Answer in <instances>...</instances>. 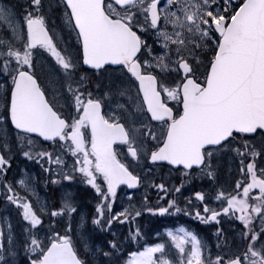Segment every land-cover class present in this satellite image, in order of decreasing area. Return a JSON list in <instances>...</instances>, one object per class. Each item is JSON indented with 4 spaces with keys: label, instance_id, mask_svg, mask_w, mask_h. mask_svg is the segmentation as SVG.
<instances>
[{
    "label": "snow or ice",
    "instance_id": "snow-or-ice-1",
    "mask_svg": "<svg viewBox=\"0 0 264 264\" xmlns=\"http://www.w3.org/2000/svg\"><path fill=\"white\" fill-rule=\"evenodd\" d=\"M249 38L264 0H0V264H264V100L187 150L174 131ZM169 213L210 231L145 242Z\"/></svg>",
    "mask_w": 264,
    "mask_h": 264
},
{
    "label": "water",
    "instance_id": "water-1",
    "mask_svg": "<svg viewBox=\"0 0 264 264\" xmlns=\"http://www.w3.org/2000/svg\"><path fill=\"white\" fill-rule=\"evenodd\" d=\"M188 88L191 90L194 87ZM258 97L264 100V47L258 52L255 40L249 38L236 45L212 95L194 109L187 123L179 128L174 126L175 139L182 138L176 142L178 149H189L202 133L217 127L228 113L255 108ZM150 100L157 105V115H168V110L159 101L158 93L151 91ZM99 150L107 152V144L103 139Z\"/></svg>",
    "mask_w": 264,
    "mask_h": 264
},
{
    "label": "rangeland",
    "instance_id": "rangeland-1",
    "mask_svg": "<svg viewBox=\"0 0 264 264\" xmlns=\"http://www.w3.org/2000/svg\"><path fill=\"white\" fill-rule=\"evenodd\" d=\"M118 151H120L121 155H122V150L118 149ZM16 163H18L21 167L26 168L27 170H29V171H31L33 173L39 174V172H40L39 165L36 164L34 161H25L23 159H20ZM16 169H17L16 164H14L12 169H11V172L14 173V171ZM77 193H78V198L85 205H87V204H89L91 202L90 201L91 192L86 186H80L77 189ZM117 203H119V198L117 200ZM191 218L195 221L193 224L197 225L202 230L201 231V230L198 229V231H199V233L201 235H205V234H207L210 231V229L206 225H201L193 217H191ZM157 219H159V220L157 221V224H156V227H157L156 232H160L165 227H168V226H173L174 227V226H177V225H179L181 223L184 224V217L182 216V213H180V214L169 213V214H166L164 216H159L158 215ZM166 220H168V222H170L172 220V222L168 224ZM158 228H159V230H158ZM153 236H155V235H153Z\"/></svg>",
    "mask_w": 264,
    "mask_h": 264
},
{
    "label": "flooded vegetation",
    "instance_id": "flooded-vegetation-1",
    "mask_svg": "<svg viewBox=\"0 0 264 264\" xmlns=\"http://www.w3.org/2000/svg\"><path fill=\"white\" fill-rule=\"evenodd\" d=\"M154 127L156 128V130L159 132L160 129H161V126L160 125H154ZM178 182V181H177ZM125 188V187H122L121 190ZM137 195H139V193H137ZM154 198V196H153ZM182 216L184 217V224L188 225V226H191L195 229H200V227H198L197 225H194L193 223L195 222L191 217L189 216H186L182 213ZM167 223H171L172 220L170 222H168V220H166ZM143 224H144V227L146 229V232H145V235H146V241L145 242H152L154 241L155 242V238L152 237V233L153 231L155 230V226H156V223H157V216H148V215H145V217L143 218V220L141 221ZM202 231V230H201Z\"/></svg>",
    "mask_w": 264,
    "mask_h": 264
},
{
    "label": "trees",
    "instance_id": "trees-1",
    "mask_svg": "<svg viewBox=\"0 0 264 264\" xmlns=\"http://www.w3.org/2000/svg\"><path fill=\"white\" fill-rule=\"evenodd\" d=\"M133 249H134V246L131 249H129V250H133Z\"/></svg>",
    "mask_w": 264,
    "mask_h": 264
}]
</instances>
